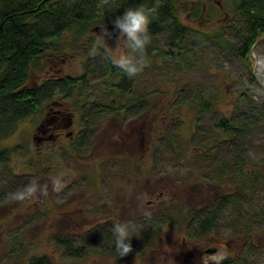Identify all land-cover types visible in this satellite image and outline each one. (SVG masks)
Masks as SVG:
<instances>
[{"label":"rangeland","instance_id":"1","mask_svg":"<svg viewBox=\"0 0 264 264\" xmlns=\"http://www.w3.org/2000/svg\"><path fill=\"white\" fill-rule=\"evenodd\" d=\"M234 1L202 0L200 16L192 4L180 3L182 22L191 29L184 48L173 49L168 60L170 36L151 37L143 70L124 96L98 64L96 53L115 46L99 39L103 29L55 40L56 48L32 68L30 84L68 75L84 76V82L70 97L57 93L41 100L38 111L2 141L10 153L0 163V264H30L44 256L53 264H201L192 236L206 247L217 245L215 254L237 256L238 264L245 254V264H264V179L246 194L249 228L228 205L205 239L193 234L203 207L208 211L223 196L244 190L230 166L237 152L264 177V85L247 90L242 61L214 41L220 32L233 40ZM249 62L255 73L257 57ZM197 96L213 100V109L199 115ZM110 98L117 108L123 101L132 105L120 115L110 107L84 114ZM221 116H247L260 127L234 151L218 127ZM172 139L176 145H168ZM214 145L225 162L222 180L219 161L203 160ZM59 175L65 187L55 192L51 180ZM28 185L46 186V194L18 198ZM113 222L132 226V251L124 257L114 251ZM154 223L159 227L147 235Z\"/></svg>","mask_w":264,"mask_h":264},{"label":"trees","instance_id":"2","mask_svg":"<svg viewBox=\"0 0 264 264\" xmlns=\"http://www.w3.org/2000/svg\"><path fill=\"white\" fill-rule=\"evenodd\" d=\"M141 2L146 6L157 8L150 25V37L156 38L165 33L170 36L167 45L169 50L165 51V55L168 60H172L173 49L184 48L183 41L191 30L190 26L182 22L179 4L185 2L192 4L194 15L200 16L204 11L202 0H0V163L8 159L10 153V149L2 148L3 139L14 131L22 119L38 111L41 100L52 99L57 93L70 97L84 82V76L75 78L68 75L47 78L37 86L30 84L32 68L47 52L56 48L55 40L60 39L65 33H73L80 37L94 29L111 27L112 20L121 15L126 7ZM234 14L238 16V23L234 27L233 40L220 32L214 36V41L242 61L249 80L244 84L248 90L252 89V84L257 86L261 84L249 60L253 45L264 37V0H235ZM96 54L98 59L102 58L98 64L103 67L104 74L115 81L113 88L121 96L125 95L127 88L133 91V79L113 66L107 52ZM179 54L185 59L181 51ZM196 99L200 100L196 110L199 115L213 109V100L207 98L201 100L199 96ZM119 103L120 108H117V101L111 98L106 103L96 102L97 109L85 111L84 114L95 115L97 112L102 114L110 107L120 115L121 111L132 105L131 102ZM217 124L227 136L225 142L229 143L234 151H239L240 141L245 143L247 136L260 127L254 119L248 120L247 116L236 119L221 116ZM83 137L81 136L82 139L77 143L78 147L84 141ZM167 143L171 146L176 145L174 139ZM215 149H217L216 145L207 149L208 156L206 158L203 156V160L213 163L219 161L217 172L219 179L222 180L221 166L225 162L224 158L216 157L218 152L221 153V148ZM236 154L230 166L233 169V177L244 185V190L223 196L219 203L208 211H206L208 206L203 207L199 212L201 215L199 224L193 234L203 236L215 229L228 205L233 206L237 214L241 213L244 218L246 217L244 224L248 228L251 226L253 214L247 208L245 210L244 205L248 201L246 196L248 192H255L257 186L263 183L264 177L258 169L246 167V157L239 156L238 152ZM260 212L264 215V209ZM157 227L159 225L155 223L149 225L146 234H152ZM192 238L196 237L192 236ZM245 255L242 258L244 264ZM30 264H53V262L48 256H44L32 258ZM223 264H238V257H226Z\"/></svg>","mask_w":264,"mask_h":264},{"label":"clouds","instance_id":"3","mask_svg":"<svg viewBox=\"0 0 264 264\" xmlns=\"http://www.w3.org/2000/svg\"><path fill=\"white\" fill-rule=\"evenodd\" d=\"M156 12L155 6H146L144 2L130 5L124 9L121 15L112 20L111 30L103 27L102 35H98L104 43L106 40L115 42L114 47L106 50L108 58L113 66L122 70L130 79L143 70L144 57L151 43L150 25ZM51 185L53 191H62L65 187L64 176L59 175L52 178ZM46 191V186L28 185L16 195L20 199H26L38 193L46 194ZM131 229L132 226L129 222H113L109 229L114 251L120 257H124L132 251ZM225 259L224 255L215 254L214 260L207 261L203 255L201 264H223Z\"/></svg>","mask_w":264,"mask_h":264},{"label":"water","instance_id":"4","mask_svg":"<svg viewBox=\"0 0 264 264\" xmlns=\"http://www.w3.org/2000/svg\"><path fill=\"white\" fill-rule=\"evenodd\" d=\"M252 56L258 59L255 68V75L264 85V37L260 38L252 47Z\"/></svg>","mask_w":264,"mask_h":264},{"label":"flooded vegetation","instance_id":"5","mask_svg":"<svg viewBox=\"0 0 264 264\" xmlns=\"http://www.w3.org/2000/svg\"><path fill=\"white\" fill-rule=\"evenodd\" d=\"M150 202H154L153 200H150ZM156 218L158 219V216L156 215ZM204 239L207 237V235H203L202 236ZM190 242L194 244L195 247H198L197 249V256H198V260L200 261L201 263V260H202V256L203 255H211V254H215L217 253L219 247L217 245H213V247H206V244L205 243H195L196 241L194 239H190Z\"/></svg>","mask_w":264,"mask_h":264}]
</instances>
